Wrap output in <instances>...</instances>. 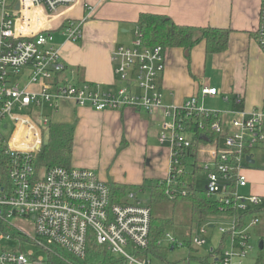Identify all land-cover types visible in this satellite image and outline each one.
I'll use <instances>...</instances> for the list:
<instances>
[{"label": "built area", "instance_id": "2783aa9c", "mask_svg": "<svg viewBox=\"0 0 264 264\" xmlns=\"http://www.w3.org/2000/svg\"><path fill=\"white\" fill-rule=\"evenodd\" d=\"M75 3L0 0V264H52L54 257L83 262L94 252L99 253L96 261L108 254L124 264H150L149 205L134 194L114 203L109 186L91 170L35 165L44 132L65 103L95 112L132 108L155 117L161 130L158 141L168 146L166 177L158 182L164 195L169 201L190 196L202 171L207 198L224 212L195 224L189 244L204 248L208 232L215 228L227 235L229 247L202 264H246L253 250L251 231L260 219L242 214L260 209L264 200L238 190L247 185L243 170L251 164L246 157L253 149L264 148V93L261 107L249 113L204 109L206 98L221 96L219 89L209 86L200 87L180 105H163L158 78L164 70L165 50L143 46L137 27L131 45L118 46L111 53L116 90L78 82L53 44L51 24V15L73 11ZM81 23L68 17L59 31L77 42ZM254 40L264 58V0H260ZM231 101L239 107L242 97ZM227 113L233 117L223 122L222 114ZM198 117L214 121L197 126L201 140L195 146L188 125ZM199 146L210 148L203 168L197 164ZM195 168L196 184L191 189L184 177ZM163 244L172 250L183 246L167 233L157 242L162 248Z\"/></svg>", "mask_w": 264, "mask_h": 264}, {"label": "crops", "instance_id": "0c3cea01", "mask_svg": "<svg viewBox=\"0 0 264 264\" xmlns=\"http://www.w3.org/2000/svg\"><path fill=\"white\" fill-rule=\"evenodd\" d=\"M83 5L87 8L83 9ZM259 6L260 0H76L73 11L61 10L51 15V24L55 28L53 33H59L62 39L57 42L53 38V44L64 65L75 72L76 81L102 85L106 90L114 91L118 84L113 74L111 53L118 46L131 45L133 29L137 27L140 14L166 16L179 26L228 29L231 33L226 51L212 57L217 58L215 62L224 78L219 97L228 104L229 111L241 109L249 113L261 107L264 93V58L254 40ZM68 17L82 21L78 42L67 40L59 31ZM76 43H80L79 46ZM164 61V70L158 78L163 105H180L205 86L198 79L207 61L203 42L195 45L188 54L179 49L166 50ZM224 95L227 101L223 100ZM234 96L242 97L241 106H235L231 101ZM74 117L78 118V122L73 133L70 167L93 171L94 165L90 160L94 145L100 142L105 149L119 145L121 158L125 159L121 160L124 166H118L123 177L104 174L96 168L100 173L95 175L107 185L126 186L127 190L133 186L140 191L166 177L168 146L159 143L161 130L152 115L132 108L95 112L65 103L53 119L72 124ZM244 175L247 180L249 178V183L238 192L264 198V174L257 169L244 171ZM246 188L249 193H242ZM261 224L251 231L252 237L253 234L258 236L257 244ZM212 231L217 230L214 228ZM217 233L219 238L215 246L208 247L207 244L197 249L204 252L196 257L188 256L187 262L194 260L202 264L206 260L209 263L214 256L227 249L228 237L223 240V235ZM213 237L209 234L208 240H213ZM246 264H264V255L260 259L258 253L253 259L249 256Z\"/></svg>", "mask_w": 264, "mask_h": 264}, {"label": "trees", "instance_id": "16d2710c", "mask_svg": "<svg viewBox=\"0 0 264 264\" xmlns=\"http://www.w3.org/2000/svg\"><path fill=\"white\" fill-rule=\"evenodd\" d=\"M137 28L141 34V44L145 47L160 46L165 51L179 49L188 54L195 45L203 42L205 46V54L207 56L224 53L228 47L229 35L231 33L228 29L179 26L173 23V21L166 16L152 14H140L137 21ZM195 121L196 122L188 125V131L192 134L194 145L197 146L201 140V131L198 130L197 126L200 124L207 126L214 120H207L198 117ZM74 128L75 126L73 124L59 123L55 121L53 117L51 118V121L46 129L47 139H44L40 151L36 156L35 165L38 168H49L53 166L70 167ZM209 134L210 139L214 138V134ZM195 153L196 147H194L190 154L195 155ZM196 170L197 169L195 168L192 174L186 173V177H184V179L187 180L191 186V189H194L196 184ZM108 186L113 194L112 197L114 203L119 202V198H116V194L122 197L125 195V191H127L126 186L115 185L113 183ZM146 186L150 189V208L152 205L162 202L174 203L180 200L187 201V203H189V221L191 225L197 223L203 224L211 217L223 215L224 213L219 210L220 206L217 202H213L207 198L204 189L195 187L190 196L179 198L175 201H169L164 195L163 185L158 186V183H155ZM232 214L235 217L240 215L233 212ZM246 214H249V218L256 215L260 219V224L262 223L260 225L262 228L259 232V242H262V249H258V258L260 259L264 255V207L252 210L242 215ZM167 223V220L155 218L152 215L149 244L146 250L147 257L158 258L163 261L166 260V249L157 246V242L163 237L164 233H166L164 228ZM226 236V234L223 235V240H225L224 238H226ZM186 244L188 245V242H186ZM93 254L95 257L99 255L97 252H94ZM55 258L53 259L52 264H124V262L119 258L112 257L108 254H103L100 257V260H97L94 263L89 262V257H87V259L83 262L74 261L68 258H56L57 260ZM206 262V260L203 261V263Z\"/></svg>", "mask_w": 264, "mask_h": 264}, {"label": "rangeland", "instance_id": "374dc122", "mask_svg": "<svg viewBox=\"0 0 264 264\" xmlns=\"http://www.w3.org/2000/svg\"><path fill=\"white\" fill-rule=\"evenodd\" d=\"M135 31V28L133 29ZM54 41L62 40L59 33H53ZM80 43H76L75 45H78ZM79 46V45H78ZM216 55H209L207 56V61L204 64V67L202 66V76L200 78L205 84V86L213 87L215 89H221L223 85V74L219 67V65L215 62L216 59H212L213 56ZM226 95H224L223 98ZM222 98L219 96L212 97V98H206L203 104L204 109L210 110V111H218V112H229L230 108H228V104H225L224 101H221ZM233 116L230 114H224L223 115V122H229L231 121V118ZM73 122H71L74 126H76V123L78 122V118L74 117ZM4 134L8 135L9 130L5 132ZM44 139H47V130H45L44 133ZM43 139V141H44ZM113 143V141H112ZM154 145H159L157 142H154ZM92 157L90 162L94 165V173H100L97 171L96 168H98L100 171H102L104 174H110L114 175L117 174V176L123 177L124 175L122 172L120 173V170L118 168L119 165H123L121 163L122 159V149H120V146H112L111 148L105 149L102 147V144L100 142L96 143L94 145ZM210 148L209 147H203L199 146L197 149V164L203 168L204 164L207 163L208 155ZM250 154L253 156L254 163L249 165V167L245 168L244 171L249 172V170H259L264 174V148H255L253 149ZM124 166V165H123ZM110 175L108 177H110ZM197 188L203 189L204 188V174L203 172H198L197 175ZM246 177V176H245ZM111 179L114 178L111 176ZM247 179V178H246ZM264 183V180H262ZM247 183H249V178L247 180ZM130 188L125 191V195L120 197L116 194V198L119 202H123L124 200H127L126 197L128 194H134L135 198L140 201L143 204L150 205V189L144 188L142 191H139L138 188L129 186ZM242 193H249L247 192V188L242 190ZM129 202H132L131 200ZM152 215L155 218H161L164 220H167L168 223L165 225V232L178 241H181L183 246L176 248V249H167L166 246L163 244V248L166 250L165 258L166 260L163 261L158 258H151L148 257V260L150 261V264H188V256L190 257H196V255L203 253V250H197L194 247H192L189 244V238L190 233L195 224H190L189 221V203L187 201H178V202H162L157 203L151 206ZM221 226H225L222 224ZM209 234H213V240H208V247L210 245L215 246L214 244L217 242L219 235L217 231H212L210 229ZM258 236L256 234H253V241L251 242L253 246V250L249 253L247 259L249 260V256L251 259H253L258 253V244H257ZM188 242V245L186 244ZM89 262L94 263L96 260H94V254H89ZM55 258V257H54ZM53 258V259H54ZM52 259V262H53ZM56 259V258H55ZM57 260V259H56ZM100 260V258L98 259ZM190 260V259H189ZM263 260V259H262ZM189 264H197L196 261L190 260Z\"/></svg>", "mask_w": 264, "mask_h": 264}, {"label": "water", "instance_id": "95a60500", "mask_svg": "<svg viewBox=\"0 0 264 264\" xmlns=\"http://www.w3.org/2000/svg\"><path fill=\"white\" fill-rule=\"evenodd\" d=\"M246 161H247L249 164H253V163H254L253 160L251 159V155L246 157ZM258 249H260V250L262 249V242H259V243H258Z\"/></svg>", "mask_w": 264, "mask_h": 264}]
</instances>
